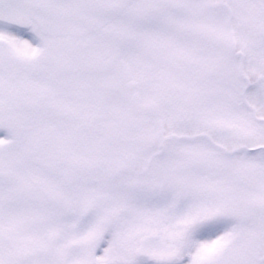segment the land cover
Wrapping results in <instances>:
<instances>
[{
  "label": "snow or ice",
  "instance_id": "6c2138e0",
  "mask_svg": "<svg viewBox=\"0 0 264 264\" xmlns=\"http://www.w3.org/2000/svg\"><path fill=\"white\" fill-rule=\"evenodd\" d=\"M0 264H264V0H0Z\"/></svg>",
  "mask_w": 264,
  "mask_h": 264
}]
</instances>
